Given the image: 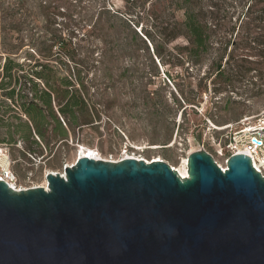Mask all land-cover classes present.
I'll return each instance as SVG.
<instances>
[{"label": "rangeland", "instance_id": "obj_1", "mask_svg": "<svg viewBox=\"0 0 264 264\" xmlns=\"http://www.w3.org/2000/svg\"><path fill=\"white\" fill-rule=\"evenodd\" d=\"M241 4L242 0H0V72L10 56L25 70L39 69L34 67L39 60L49 62L57 78L74 80L79 74L95 112L93 122L74 127L67 141L44 146L17 137L3 142L7 129L0 126V146L14 161L16 187L41 185L47 172H62L86 147L98 150L104 160L155 157L176 168L190 152L205 150L223 165L225 156L219 152L225 136L242 125V118H252L264 108V43L244 44L243 28L248 21L249 28L255 24V31L264 35V10L261 19L253 20L241 14ZM185 10L207 23L213 42L201 57L175 63L160 60L152 48L155 42L164 54L186 43L183 35L159 40L165 28L181 29ZM57 38L67 44L71 57L58 52L56 45L50 47ZM228 40L232 42L225 54ZM49 48L53 55L45 59ZM219 62L224 73L216 76ZM176 83L189 84L191 91L181 94Z\"/></svg>", "mask_w": 264, "mask_h": 264}, {"label": "water", "instance_id": "obj_2", "mask_svg": "<svg viewBox=\"0 0 264 264\" xmlns=\"http://www.w3.org/2000/svg\"><path fill=\"white\" fill-rule=\"evenodd\" d=\"M64 176L0 180V264H264V176L205 150L164 160L77 156Z\"/></svg>", "mask_w": 264, "mask_h": 264}, {"label": "trees", "instance_id": "obj_3", "mask_svg": "<svg viewBox=\"0 0 264 264\" xmlns=\"http://www.w3.org/2000/svg\"><path fill=\"white\" fill-rule=\"evenodd\" d=\"M264 0H242L241 14L246 17L261 19L263 16ZM248 21H244V44L264 43V35L249 28ZM181 29L175 28L166 32V28L159 36L160 41H169L177 35H183L186 43L175 45L165 54L162 45L155 42L152 46L157 57L165 61L175 63L195 56L201 57L208 50L211 43L208 25L200 19L198 14L191 10H185L184 19L180 23ZM147 33V32H145ZM147 35V34H146ZM166 37V38H165ZM232 41H226L223 52L227 54V46ZM57 46L58 52H67V44L61 39L53 40L52 46ZM251 45V44H250ZM224 53L220 56H225ZM53 53L49 48L43 58L50 59ZM229 55V53H228ZM219 60V61H220ZM34 68L25 70L24 65L6 56L0 72V126L7 129V138H1L3 142H13L17 138L32 145H48L50 142H65L69 139V132L74 127L93 122L94 108L90 104L85 85L79 74L72 80L68 76L57 78L56 71L49 62L36 60ZM224 73L219 62L216 66V76ZM59 79V84L55 82ZM42 84V86H41ZM78 84L80 87H76ZM178 86L179 92L191 91L189 84ZM189 89V90H188ZM188 100V98H186ZM181 106V105H180ZM17 137V138H16ZM28 147V146H27ZM29 153L30 152V148Z\"/></svg>", "mask_w": 264, "mask_h": 264}, {"label": "built area", "instance_id": "obj_4", "mask_svg": "<svg viewBox=\"0 0 264 264\" xmlns=\"http://www.w3.org/2000/svg\"><path fill=\"white\" fill-rule=\"evenodd\" d=\"M240 122L242 125L239 128L233 130V132H230L225 136L223 145H221V141H217L218 144L221 145V151L219 154L225 156V163L230 155L238 153L247 154L251 159L253 167L260 172L262 176H264V108L254 117H244L240 120ZM93 151L95 156H100L98 150L93 149ZM38 159H40V157H38ZM13 162L14 161L10 158L7 148L1 145L0 163H3V166L0 164V180L5 181L9 186H11V184L16 186V175L11 167ZM145 162L149 161L145 160ZM225 163L223 165L217 163V165L221 168V170H225ZM59 173L64 176V170ZM30 174L31 172H29V175ZM41 185L46 187L47 181L45 180ZM21 188L17 187L16 190Z\"/></svg>", "mask_w": 264, "mask_h": 264}, {"label": "bare ground", "instance_id": "obj_5", "mask_svg": "<svg viewBox=\"0 0 264 264\" xmlns=\"http://www.w3.org/2000/svg\"><path fill=\"white\" fill-rule=\"evenodd\" d=\"M151 148H158V145H152ZM80 149H82V148H80ZM77 156H87V157L94 158V159H101L100 156L99 157L98 156H95L93 149H91L89 147H86L85 149L80 150L77 153ZM125 157H134V158H137V159L146 160L144 158H139V157L130 156V155L125 156ZM160 159L161 158H155V157L153 158V160H160ZM146 161H148V160H146ZM0 164H1V166H3V163H0ZM173 168L176 169L181 175H185L186 174V157L185 158H182L181 163H180V166L178 168H176V167H173ZM51 172H54V171H51ZM11 187H13L14 189H17V187L14 186L13 184H11Z\"/></svg>", "mask_w": 264, "mask_h": 264}, {"label": "flooded vegetation", "instance_id": "obj_6", "mask_svg": "<svg viewBox=\"0 0 264 264\" xmlns=\"http://www.w3.org/2000/svg\"><path fill=\"white\" fill-rule=\"evenodd\" d=\"M227 165V162L225 163V166Z\"/></svg>", "mask_w": 264, "mask_h": 264}]
</instances>
